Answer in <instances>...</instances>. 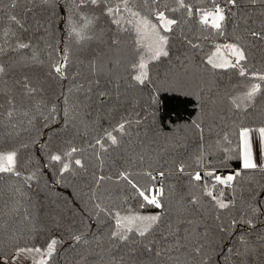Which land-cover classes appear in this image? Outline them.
<instances>
[{
	"label": "trees",
	"instance_id": "16d2710c",
	"mask_svg": "<svg viewBox=\"0 0 264 264\" xmlns=\"http://www.w3.org/2000/svg\"><path fill=\"white\" fill-rule=\"evenodd\" d=\"M185 2L212 7V0ZM120 3L15 0L12 8V0H0V65L5 68L0 75V153L15 151L20 173H0V258L11 259L18 246L44 249L54 238L59 243L48 264H264V171L243 169L237 148L241 127L264 126V82L207 64L218 46L238 41L247 46L246 71L264 72V41H254L245 31L264 26V4L253 8L239 0L237 16L228 20L224 35H217L201 29L183 9L171 11L176 0H157L156 5L147 0L149 6L146 0H129L132 10L153 23L159 24L154 9L165 5L166 16L178 21L164 32L169 56L149 63L150 79L141 85L132 79L137 73L131 66L145 52L128 23L132 18L122 7L115 16L119 24L106 14ZM12 15L20 24L9 19ZM18 43L29 47L16 49ZM64 57L61 76L53 65ZM253 82L261 83L253 104L236 108L232 100ZM121 122L123 134L115 131ZM73 147L77 151L69 160L63 154ZM201 153L203 164H198ZM52 154H61L69 171L61 173ZM209 162L218 175L241 172L230 186L211 188L209 183L214 195L223 192L227 209L218 208L191 179L196 171L203 174ZM146 171L164 172L151 181L163 185L162 209L141 208L135 191L120 179L124 172L144 185L150 182ZM116 212L162 219L143 240L134 231L130 242L120 243L110 239ZM169 224L176 235H168ZM149 242L151 252L144 247Z\"/></svg>",
	"mask_w": 264,
	"mask_h": 264
},
{
	"label": "snow or ice",
	"instance_id": "6c2138e0",
	"mask_svg": "<svg viewBox=\"0 0 264 264\" xmlns=\"http://www.w3.org/2000/svg\"><path fill=\"white\" fill-rule=\"evenodd\" d=\"M45 3H49L50 0H44ZM91 4L96 5L98 0H90ZM248 2L255 7L257 3L264 4V0H248ZM80 3L83 4L84 0H80ZM152 5L157 4V0H151ZM177 7L171 9V11L175 12L180 9H183L186 13L188 19H192L195 17L196 22L199 24L201 29L204 30H214L217 35H224L225 28L227 22L230 18L237 16V10L240 7L239 0H212L211 8L197 7L193 4L186 3L185 0H176ZM15 0H12L11 7L15 8ZM145 6H149L146 0ZM121 7L125 12H128L129 16L132 18L128 21V23L132 24L135 28V31L138 36H145L147 34H151V40L146 45V52L144 55L139 56L138 63H133L132 68L135 70L137 74L132 76V79L143 85L146 81L150 79L149 77V64L145 60V56H147L148 60L158 61L161 57H168L169 51L167 49L168 45V37L166 35H162L160 29H163L164 32H171L172 26L176 25L178 21L174 18H169L166 16L165 12L168 10L167 5L162 10L159 7L154 9V16L156 20L159 22V26L156 23L151 22V20L147 17H143L141 13L138 11L132 10L129 6V0H121L120 4H117L115 8L109 6L107 8L106 14L109 16H113V23L119 24L120 21L115 19V16L119 14ZM13 22L20 24V21L12 15L9 17ZM70 31L75 32V28L72 27L71 18H69ZM23 25H21L22 27ZM248 35L254 41H264V26H262L260 31L253 29H245ZM77 36H80V33H76ZM83 38V37H81ZM243 39V38H240ZM117 43V41H114ZM140 43V41H137ZM191 43V42H189ZM29 45L25 43H18L16 45V49H26ZM192 47H197V45L192 44ZM246 45L241 44L238 41L233 43H228L224 45L226 51L230 52V55L225 58L219 55L220 48L217 47L216 52L213 53L207 59V64L211 65L213 69L223 68L225 70L231 68L238 72L240 77L247 78L250 75L257 81L264 82V72L259 71H251L247 72V61L248 55L246 50ZM15 50V49H14ZM2 51V49H0ZM67 57H64L59 63L53 65V70L58 75L63 76V69L66 67ZM5 73V68L0 65V75ZM261 90V83L253 82L251 83L249 90L246 91L242 97H237L232 100V103L236 108L241 107V103L247 101L245 104V110L247 107L251 106L254 102L256 94ZM241 103H238L237 101ZM11 103V101H10ZM56 111L55 106H53L50 110V114H54ZM9 117H11L12 112L8 113ZM139 122V121H138ZM197 128H200L199 124L195 125ZM115 131L120 132L121 134L125 131V123L121 122L118 125V128ZM202 131V130H201ZM252 129L248 127H241L238 131L239 142L237 145L238 148V158L242 162L243 169H257V164L253 158V145L251 139ZM259 133L261 150L264 151V126L259 127L257 129ZM107 139L111 141L112 145H116L118 143L117 138L112 134V132L107 133ZM227 140L228 137L226 136ZM97 144L104 147L102 141L97 139ZM77 149L75 147L66 151L63 155L67 157L69 160L73 159V153H75ZM16 155L15 151L8 152L6 154L0 153V173H12L16 176H20V173L16 171ZM204 154L197 158L198 164H203ZM50 160L52 162H57L61 164V173L69 171L70 165L67 162L62 160L61 154H52L50 155ZM75 164L77 166L82 165V161L80 159H75ZM261 171H264V166L260 167ZM180 172L185 171V166L180 165ZM144 175L148 177L150 181L147 184L140 185L133 179H131L130 174L122 172L120 174V179L125 180L128 185L135 191L136 196L140 199V207H154L156 209H162L164 207L162 203V198L164 197V188L162 184H153L151 181H155L157 176L163 177L164 172L160 171L157 174H153L151 171L144 172ZM241 175L240 171L235 172L234 175H228L226 177H222L216 173L209 165L206 167V170L201 174L200 171H196L191 175V179L193 181L199 182L203 187V194L207 197H210L215 201L216 205L220 209L229 208L230 204L225 203L222 199L223 192H220L219 196L213 194L211 188H215L216 185L230 186L233 181L236 180L237 177ZM33 177L29 176L28 179H32ZM103 180L104 177L101 176L99 178ZM209 183H211V188L209 187ZM192 204L197 203V198L193 197L191 199ZM234 205V199L230 202ZM97 208H101L99 204L96 205ZM103 211H107L106 209H101ZM253 211H257V209H253ZM115 219V228L110 235V239L114 241H119L120 243L130 242L131 236L135 231V235H137L141 240H143L147 235L151 233L154 228L158 227L162 217L161 215H129V216H121L119 212L113 214ZM243 223H247L250 227L253 226L251 220H241ZM191 223V221H189ZM237 221L234 219L232 221V226H235ZM169 232L168 235H176V231L172 229V225H168ZM165 239L167 236L164 237ZM73 239L76 242L81 240L80 236H74ZM243 242V240H242ZM59 241L57 239H51L44 249L40 247H17L15 250V257L19 258L24 256L25 258H30L31 264H48V259L52 257L54 252L56 251V247ZM151 243L145 244L144 247L147 251L151 252L152 247ZM178 244V242H177ZM196 252H199V248L196 249ZM157 256L161 255L160 251L156 252ZM5 264H7V260L5 259Z\"/></svg>",
	"mask_w": 264,
	"mask_h": 264
},
{
	"label": "rangeland",
	"instance_id": "374dc122",
	"mask_svg": "<svg viewBox=\"0 0 264 264\" xmlns=\"http://www.w3.org/2000/svg\"><path fill=\"white\" fill-rule=\"evenodd\" d=\"M157 25L159 26V24H157ZM160 31H161V34L164 35L163 29H160ZM150 40H151V34L150 33L145 35V36H139V41H140V43L144 49V52H146V45L150 42ZM218 47L220 48L219 55L221 57L227 58L230 55V52L226 51L224 46H218ZM215 52H216V50H215ZM145 60H146V62H148V64L151 61H154V60H148L147 56H145ZM245 104H247V101H244L243 103H241L240 108L245 109ZM253 131H254V133H258V132H255V130H253ZM253 131H252V133H253ZM251 139H252V145L256 146L258 143V138L256 137V139L255 138H251ZM253 153H254L253 158H254V161L256 162L257 166H264V151L261 150V147H260V149L253 150ZM258 161H259V163H258ZM257 169H260V168L257 167ZM0 264H5V259L0 258ZM7 264H31V260H30V258H25L24 256H21L19 258H16L14 256L11 259L7 260Z\"/></svg>",
	"mask_w": 264,
	"mask_h": 264
},
{
	"label": "crops",
	"instance_id": "0c3cea01",
	"mask_svg": "<svg viewBox=\"0 0 264 264\" xmlns=\"http://www.w3.org/2000/svg\"><path fill=\"white\" fill-rule=\"evenodd\" d=\"M252 130H255V132H258L257 131V129H252ZM256 137L258 138V143H257V145L255 146V145H253V150H257V149H260V147H261V145H260V139H259V133H254V131H253V133H251V138H255L256 139ZM254 154V153H253ZM258 163H259V161H258ZM261 165V164H260ZM261 166H258V168H260Z\"/></svg>",
	"mask_w": 264,
	"mask_h": 264
},
{
	"label": "built area",
	"instance_id": "2783aa9c",
	"mask_svg": "<svg viewBox=\"0 0 264 264\" xmlns=\"http://www.w3.org/2000/svg\"><path fill=\"white\" fill-rule=\"evenodd\" d=\"M220 176H222V177H226V174H225V173H222Z\"/></svg>",
	"mask_w": 264,
	"mask_h": 264
}]
</instances>
